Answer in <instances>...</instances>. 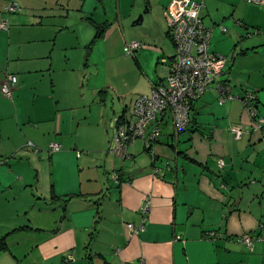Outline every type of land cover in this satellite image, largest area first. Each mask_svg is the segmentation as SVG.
Listing matches in <instances>:
<instances>
[{
  "label": "crops",
  "instance_id": "0c3cea01",
  "mask_svg": "<svg viewBox=\"0 0 264 264\" xmlns=\"http://www.w3.org/2000/svg\"><path fill=\"white\" fill-rule=\"evenodd\" d=\"M11 1L20 10L3 13ZM170 1L0 0V83L16 76L11 98L0 92V264H264V120L239 100L253 93L264 119V4L192 0L222 73L176 137L166 114L150 148L110 151L168 73ZM216 83L235 98L219 102Z\"/></svg>",
  "mask_w": 264,
  "mask_h": 264
},
{
  "label": "built area",
  "instance_id": "2783aa9c",
  "mask_svg": "<svg viewBox=\"0 0 264 264\" xmlns=\"http://www.w3.org/2000/svg\"><path fill=\"white\" fill-rule=\"evenodd\" d=\"M256 5L264 4V0H246ZM203 1L171 0L168 5L169 21L168 35L173 43V55L169 60L168 73L164 79L151 86L147 95L137 96L132 105L133 120H124L118 123L111 136V152L126 159L129 154L127 148L136 139H142L146 148L160 135L161 119L168 114L172 128V136L176 137L190 122V110L192 104L214 83V78L223 71L227 58L223 55L211 52L209 43L211 38V27L203 24L201 8ZM18 5L11 1L4 7L3 13H15L19 11ZM8 21L6 17H0V29L6 30ZM221 31L225 28L220 27ZM126 53L134 54L140 47L136 41L126 43ZM165 62V59L161 60ZM16 76L6 74L0 83V92L4 97L11 98ZM218 92V101L226 98L233 99L227 87L222 83L215 84ZM254 95L246 92L239 98L245 111L253 118L258 128L263 124V118L257 116L254 108ZM230 132L235 139L243 134V129L238 125H232ZM33 145L31 142H27ZM56 143L49 144V152L58 151ZM222 165V163H219ZM116 178V176H114ZM149 209L147 202L143 211ZM131 232L143 231V225L134 227L127 224ZM214 232H209L210 239L216 238ZM238 240L245 243L251 250L252 241L249 235H243Z\"/></svg>",
  "mask_w": 264,
  "mask_h": 264
},
{
  "label": "trees",
  "instance_id": "16d2710c",
  "mask_svg": "<svg viewBox=\"0 0 264 264\" xmlns=\"http://www.w3.org/2000/svg\"><path fill=\"white\" fill-rule=\"evenodd\" d=\"M96 28H97V31H96L95 37H99V36H101V35L103 34V32H104V28H105V27H104L103 25H99V26H97ZM202 95H203V94H202ZM187 126H188V125H187ZM187 126H186V127H187ZM186 127H185V128H186ZM183 130H184V129H183ZM183 130H182V131H183ZM155 141H156V140H155ZM155 141H154V142H155ZM154 142H153V143H154ZM153 143H152V144H153ZM152 144H151V146H152ZM151 146H150V147H151ZM150 147H148V148H150ZM214 233H215V232H214Z\"/></svg>",
  "mask_w": 264,
  "mask_h": 264
},
{
  "label": "rangeland",
  "instance_id": "374dc122",
  "mask_svg": "<svg viewBox=\"0 0 264 264\" xmlns=\"http://www.w3.org/2000/svg\"><path fill=\"white\" fill-rule=\"evenodd\" d=\"M144 85H145V83L143 84V82H140L139 85H138V87L141 88V87L144 86ZM151 86H152V85H151ZM136 90H137V88H136Z\"/></svg>",
  "mask_w": 264,
  "mask_h": 264
},
{
  "label": "water",
  "instance_id": "95a60500",
  "mask_svg": "<svg viewBox=\"0 0 264 264\" xmlns=\"http://www.w3.org/2000/svg\"><path fill=\"white\" fill-rule=\"evenodd\" d=\"M140 19H141V15L138 16V20H140Z\"/></svg>",
  "mask_w": 264,
  "mask_h": 264
}]
</instances>
